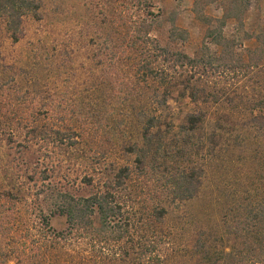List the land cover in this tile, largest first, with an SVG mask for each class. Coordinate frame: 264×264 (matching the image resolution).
Returning <instances> with one entry per match:
<instances>
[{"label": "rangeland", "instance_id": "rangeland-1", "mask_svg": "<svg viewBox=\"0 0 264 264\" xmlns=\"http://www.w3.org/2000/svg\"><path fill=\"white\" fill-rule=\"evenodd\" d=\"M38 1L37 13L22 19L17 41L0 20V77L7 82V90L0 94L16 102L20 90H32L25 102L37 94L38 109L57 108V115L64 119H51L52 126L40 119L36 128L20 121L19 128L8 125L0 132L1 187L19 191L11 238L0 241V264L6 260L15 264L14 255L6 253L15 245L29 253L18 264H145L141 252L154 237L160 239L157 253L162 264H200L205 252L227 249L229 219L264 189V180L256 173L260 158L254 157L263 148L264 132L246 125L248 109L244 107L207 103L209 117L200 133L205 145L198 157L205 171L195 197L170 201L161 177L149 172L138 174L125 190L115 193L114 199L122 206L120 229L125 231L121 236L70 233L65 218L51 215L42 195L36 196L41 178H46L43 184L77 194L88 190L82 180L89 173L100 180L114 165L129 164L133 156L125 147L140 140L135 113L140 109L161 113V120L172 121L175 130L186 122L187 113L196 108L180 90L173 92L168 107L160 108L144 83H137L133 68L139 50L128 42L135 20L151 17L150 11L159 19L151 35L160 44L167 43V31L174 24L187 30L188 39L181 47L194 54L205 25L194 14L193 0ZM204 12L219 16L221 8L217 1L207 0ZM263 21L264 0H251L247 28L254 29ZM232 24L229 20L225 28L228 34ZM244 44L253 46L254 42ZM200 79L207 90L215 86L232 90L242 84L240 77L219 74ZM137 85L142 95L133 90ZM70 127L78 132L73 145L53 131L70 132ZM92 163L98 174L92 171ZM159 206L166 212L156 220L151 210ZM39 207L48 214L52 230L63 235L42 237ZM29 230L37 243L26 238ZM34 251L42 256L37 258Z\"/></svg>", "mask_w": 264, "mask_h": 264}, {"label": "trees", "instance_id": "trees-1", "mask_svg": "<svg viewBox=\"0 0 264 264\" xmlns=\"http://www.w3.org/2000/svg\"><path fill=\"white\" fill-rule=\"evenodd\" d=\"M215 1L221 8L219 16L204 12L207 0H193L194 14L205 25V30L199 47L192 55L181 47L188 39L186 29L172 24L167 31V43L160 44L157 37L151 35L159 22L157 16L153 17V12L148 11L151 17L135 20L132 31L129 32L128 45L139 50L140 56L133 68L137 83H144L147 94L151 93L152 102L157 107H168V100L178 89L196 109L187 113L186 122L176 130L172 121H162L161 113L155 110L148 112L140 109L135 112L139 122L140 140L125 147L126 152L133 156L131 162L114 165L105 177H99L100 180L89 173L82 180V187L88 188L84 192L76 194L68 188L60 189L54 185L43 184L46 178H41L40 181L43 182L38 187L36 196L42 195L51 215L65 218L68 232H78L80 237L92 233L96 237L107 233L112 237H115L114 234L121 236L125 231L120 229V223L123 222L120 221L122 206L114 196L115 193L125 190L135 178L140 177L138 174H158L163 180V187L170 201L183 202L195 197L205 171L198 157L205 145L200 133L205 119L209 117L207 103L211 102L212 106L217 107L233 104L234 108H247L246 125L264 132V21L254 29L247 28L246 13L251 0ZM39 8L38 0H0V20L13 41L19 38L22 19L30 12L36 14ZM229 20L233 21L231 34L225 32ZM252 40L253 46L244 44ZM218 74L230 79L240 77L242 84L232 90L224 86L207 90L206 83L200 82L203 75ZM6 83L0 77V92L7 90ZM136 89L143 94L140 85L133 90ZM19 92L16 96L19 100L16 102L12 101V96H7L4 92L0 94V132L4 133V127L8 125L15 124L14 127L19 128L20 121H24V126L31 128H36L40 119L48 121L51 126L54 124L51 119L63 121L62 115H57V108L38 109L37 94H33L25 102L26 96L34 93L32 90ZM42 92H45V86L42 87ZM21 103H24L23 108L16 106ZM162 125L165 127L162 128ZM68 130L70 132H61L57 128L53 131L72 144L75 142L73 137L78 132H74L72 127ZM262 146L259 155L256 150L254 157L260 158L256 173L259 174V179L264 180V144ZM90 165L93 166L92 171L98 174L100 170L93 163ZM18 196L19 191L2 188L0 183V241L11 238ZM247 201L244 209L232 215L230 222L226 224L225 232L230 241L228 248L203 252L204 261L200 264H264V189L259 198L252 197ZM38 209L39 223L44 229L42 237L46 236L48 239L63 235L52 230L48 214L41 212V207ZM151 211L156 220H161L166 212L163 206L153 207ZM25 236L30 237L33 243L39 241L35 240L37 238L30 230ZM159 241L160 239L154 237L144 244L141 257L145 264H162L157 253ZM38 248L42 249L41 246ZM34 252L37 258L43 253L41 250L42 253ZM6 253L14 255L15 264L29 254L24 247L19 248L16 245Z\"/></svg>", "mask_w": 264, "mask_h": 264}]
</instances>
